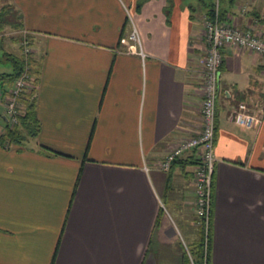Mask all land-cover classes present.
<instances>
[{
  "label": "crops",
  "instance_id": "1",
  "mask_svg": "<svg viewBox=\"0 0 264 264\" xmlns=\"http://www.w3.org/2000/svg\"><path fill=\"white\" fill-rule=\"evenodd\" d=\"M0 1V37L9 25L15 45L6 53L20 56L24 32L38 66L39 124L35 137L0 144V264H180L197 236L198 153L166 172L158 163L200 128L201 0ZM218 8L239 28L258 31L264 17V0ZM131 27L142 55L128 50ZM221 54L209 264H264V57L232 45ZM240 102L256 126L230 119Z\"/></svg>",
  "mask_w": 264,
  "mask_h": 264
},
{
  "label": "built area",
  "instance_id": "2",
  "mask_svg": "<svg viewBox=\"0 0 264 264\" xmlns=\"http://www.w3.org/2000/svg\"><path fill=\"white\" fill-rule=\"evenodd\" d=\"M243 10L244 6L240 7V11ZM262 31H264V17L261 18L260 28L255 31L251 28H239L225 18H219L216 6L211 16L204 13L202 34L206 41V47L199 61L202 75L199 105L200 128L193 135L179 138L174 145L165 151L158 163L159 169L166 172L171 162L179 157L182 152L196 149L198 162L192 170L193 213L195 222L201 226L204 235L207 234L209 228L211 175L215 159L213 153L214 108L216 83L222 60L221 50L225 45H232L240 51H249L264 57ZM127 38L132 42L128 50L142 55L141 50L135 46L138 44V37L133 27H131ZM18 46L23 64L22 69L10 86L4 89L0 88V119L3 118L4 123L8 126L15 124L19 115L23 113V106L18 99L28 89L31 79L28 74L31 46L24 32L18 41ZM229 117L236 124L246 128L254 127L260 121L259 114L250 112L246 105L241 102L236 104ZM1 128L0 120V131ZM144 168L146 169V167ZM186 253L188 255L187 250Z\"/></svg>",
  "mask_w": 264,
  "mask_h": 264
},
{
  "label": "trees",
  "instance_id": "3",
  "mask_svg": "<svg viewBox=\"0 0 264 264\" xmlns=\"http://www.w3.org/2000/svg\"><path fill=\"white\" fill-rule=\"evenodd\" d=\"M201 2L203 4L205 15L211 16L214 13V9L216 6L219 18L223 19L224 13L221 12L218 8L219 0L217 1V4L216 2L209 0H201ZM2 17L3 13L0 12V19ZM17 26L18 25H16L14 28H16ZM3 57L11 65V70L9 72L0 73V88L4 89L10 86L14 79L19 75L23 64L20 56L5 52L3 53ZM28 62V74L31 79L29 81L28 89L24 91L18 99L23 106V113L19 115L17 122L12 126L6 125L3 121V118L0 119L2 123V128L0 131V144L4 141L20 143L26 138L35 137L38 133L39 124L35 116L34 94L38 77V66L36 61L33 60L32 56L30 57ZM177 158H175L171 162L170 167H172L173 164L178 161ZM168 179L169 173H167L165 188L168 186ZM161 214L162 208L159 207V211L155 217L153 226L156 225ZM186 249L188 255L184 250L180 259V264H209V228L207 234L204 235L201 226L197 225V236L191 242L186 244Z\"/></svg>",
  "mask_w": 264,
  "mask_h": 264
},
{
  "label": "rangeland",
  "instance_id": "4",
  "mask_svg": "<svg viewBox=\"0 0 264 264\" xmlns=\"http://www.w3.org/2000/svg\"><path fill=\"white\" fill-rule=\"evenodd\" d=\"M182 1H185L186 4H189L191 7H202V5H200V1L199 0H181ZM204 1H208V0H204ZM209 1H213V2H216V4L218 3L217 1L218 0H209ZM221 1V0H220ZM2 2V1H0ZM221 6V4H220ZM8 18V17H7ZM6 18V19H7ZM5 27V30H7V35H11L10 33H13V30L11 27L8 26H4ZM1 29H4V28H1ZM3 35V37H0V72H7L10 70V64L7 60L4 59L3 57V53L5 52H9V50H13L15 51V45L14 44H11L9 40L6 39L7 35ZM0 35H1V30H0ZM11 45L9 48L7 46ZM192 192H193V188H192Z\"/></svg>",
  "mask_w": 264,
  "mask_h": 264
}]
</instances>
